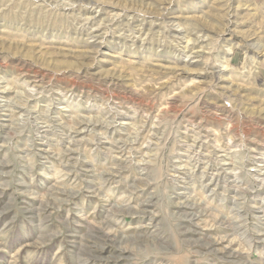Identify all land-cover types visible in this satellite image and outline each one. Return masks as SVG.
<instances>
[{"label": "rangeland", "instance_id": "1", "mask_svg": "<svg viewBox=\"0 0 264 264\" xmlns=\"http://www.w3.org/2000/svg\"><path fill=\"white\" fill-rule=\"evenodd\" d=\"M0 264H264V0H0Z\"/></svg>", "mask_w": 264, "mask_h": 264}]
</instances>
